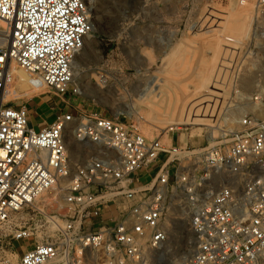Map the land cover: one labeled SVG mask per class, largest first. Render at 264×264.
Here are the masks:
<instances>
[{"label": "built area", "instance_id": "1", "mask_svg": "<svg viewBox=\"0 0 264 264\" xmlns=\"http://www.w3.org/2000/svg\"><path fill=\"white\" fill-rule=\"evenodd\" d=\"M254 13L260 46L249 54L264 63V0ZM93 30L88 0H0V231L21 239L51 229L19 264H159L179 209L190 214L197 244L185 264H264L261 85L243 96L255 109L234 129L219 125L199 149L81 109L37 130L25 104L5 101L14 65L78 96L72 61ZM251 78L239 68L235 82ZM52 191L60 210H49ZM30 218L34 227L24 229Z\"/></svg>", "mask_w": 264, "mask_h": 264}, {"label": "rangeland", "instance_id": "2", "mask_svg": "<svg viewBox=\"0 0 264 264\" xmlns=\"http://www.w3.org/2000/svg\"><path fill=\"white\" fill-rule=\"evenodd\" d=\"M255 1L88 0L94 30L77 53L73 68L80 94L59 95L26 71L41 93L19 96L10 87L6 101L25 104L37 130L53 122L57 113L81 109L129 119L147 137H159L167 145L175 131L177 143L189 141L199 149L215 141L213 135L217 137L219 125L225 124L231 105L245 106L238 120L255 109L243 96L254 93L258 85L264 88V63L249 54L260 46L254 37ZM257 66H263L262 70ZM239 68L244 75L251 74L249 82H235ZM36 97L57 103V110L41 108L33 100ZM168 104L174 109L169 111ZM236 121L225 125L234 129ZM69 151L78 157L73 136ZM48 202L50 211L61 209L55 191L49 192ZM29 227H34L31 218L24 229ZM50 231H34L21 239L0 231V264H19L22 252ZM168 236L159 264H185L197 246L189 213L178 210L168 223Z\"/></svg>", "mask_w": 264, "mask_h": 264}, {"label": "bare ground", "instance_id": "3", "mask_svg": "<svg viewBox=\"0 0 264 264\" xmlns=\"http://www.w3.org/2000/svg\"><path fill=\"white\" fill-rule=\"evenodd\" d=\"M91 18V16H90ZM85 43H86V40L84 42V46H85ZM77 56V54H76ZM76 56L74 57L73 61H72V65H73V68H74V65L76 64L77 62V58ZM256 65V64H254ZM16 67V66H15ZM17 68V67H16ZM263 68V66H257V69H259V71H261ZM12 74H13V82H12V89H13V92L16 93V94H19L20 95H27L29 97H34V96H38L41 92L39 90V88H37V84L36 82H34V80H31L28 76V74L26 73L25 70H23L22 68H18V69H15L14 67L12 68ZM34 77V76H33ZM15 79V80H14ZM36 80V79H35ZM248 82L251 80V79H247ZM38 81V80H37ZM40 82V81H38ZM246 82V81H245ZM247 83V82H246ZM39 85V84H38ZM40 86V85H39ZM80 87V85H78ZM11 89V90H12ZM81 89V88H80ZM9 90V89H8ZM8 92L9 91H6L5 95H4V99L5 101L8 99ZM12 92V91H11ZM10 92V93H11ZM9 93V94H10ZM13 93V94H14ZM158 93V92H157ZM12 94V95H13ZM160 94V93H159ZM163 94V93H162ZM158 96V95H156ZM162 98V97H161ZM168 100V99H167ZM163 99L162 100H159V102H161V105L163 103ZM171 105V104H170ZM163 108V107H162ZM168 108H169V111L170 108H173V107H170L169 104H168ZM158 109V108H157ZM166 109V108H165ZM164 109V110H165ZM174 109V108H173ZM245 110V106L244 105H237L234 109H231L229 111H226V118L224 120L225 124L228 125V124H231L233 123L234 121L237 120L238 118V115L243 112ZM136 111V110H135ZM168 111V112H169ZM213 111V109H212ZM168 114V113H167ZM166 115V114H165ZM166 118V117H165ZM164 120V119H163ZM159 124V123H158ZM163 124V123H162ZM168 124V123H167ZM230 128V127H229ZM173 129V128H171ZM216 132V131H215ZM213 131V133H215ZM195 136L194 134L191 135V137ZM201 136V135H200ZM170 138V137H169ZM171 139V138H170ZM40 233V232H39ZM42 238V237H41ZM45 264H52L50 262H47ZM180 264V263H179Z\"/></svg>", "mask_w": 264, "mask_h": 264}, {"label": "crops", "instance_id": "4", "mask_svg": "<svg viewBox=\"0 0 264 264\" xmlns=\"http://www.w3.org/2000/svg\"><path fill=\"white\" fill-rule=\"evenodd\" d=\"M33 100H38V104H39V106L42 108L43 106H49L48 108H52V109H54V110H57V103L56 104H51V101L50 100H47V99H44V97H40V98H34ZM31 116V115H30ZM171 140H172V142L175 144V143H177L176 142V140H175V138H174V136H172V138H171ZM170 140V141H171ZM180 143V142H179ZM178 143V144H179ZM24 252V251H23ZM22 252V253H23Z\"/></svg>", "mask_w": 264, "mask_h": 264}, {"label": "trees", "instance_id": "5", "mask_svg": "<svg viewBox=\"0 0 264 264\" xmlns=\"http://www.w3.org/2000/svg\"><path fill=\"white\" fill-rule=\"evenodd\" d=\"M107 21V17L105 16V18H104V22H106Z\"/></svg>", "mask_w": 264, "mask_h": 264}]
</instances>
